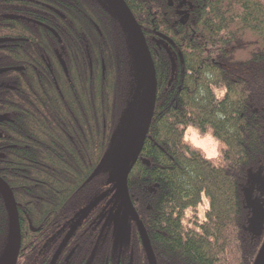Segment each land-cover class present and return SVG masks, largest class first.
Listing matches in <instances>:
<instances>
[{
	"label": "trees",
	"instance_id": "16d2710c",
	"mask_svg": "<svg viewBox=\"0 0 264 264\" xmlns=\"http://www.w3.org/2000/svg\"><path fill=\"white\" fill-rule=\"evenodd\" d=\"M13 1L0 0V79L7 83L0 89V178L17 205V264H116L120 257L148 264L131 218L127 247L98 237L100 211L119 200L117 191L71 230L115 182L98 167L123 117L138 106L140 72L123 27L102 0ZM124 2L157 83L127 180L156 264H254L264 225L248 228L245 187L264 166V0ZM189 126L211 131L218 159L185 142ZM9 245L0 194V264Z\"/></svg>",
	"mask_w": 264,
	"mask_h": 264
},
{
	"label": "water",
	"instance_id": "95a60500",
	"mask_svg": "<svg viewBox=\"0 0 264 264\" xmlns=\"http://www.w3.org/2000/svg\"><path fill=\"white\" fill-rule=\"evenodd\" d=\"M113 13V15L120 22L123 27L131 46L134 50L137 64L139 67L140 78H141V88L138 99V106L133 114V119L131 122V133L129 145L121 159L119 168L117 171L115 182L112 187L99 195L94 199L90 205L84 209L82 215L78 217L74 225L72 226L73 230L79 222L87 216L96 206H98L102 201H104L110 194L118 191L122 208L125 212V218L130 217L138 225V230L143 241V247L145 250L146 258L148 264H156L154 254L150 244L147 241V235L144 231L142 223L139 221L138 216L136 215L130 196L127 189V180L129 175V170L132 162L137 158L140 153L142 144L148 134V130L151 124L153 113L155 110L156 104V78H155V69L153 61L145 40V37L137 24L135 18L130 12L124 0H102ZM54 35L55 33L51 31ZM62 68L66 74V68L62 65ZM18 70V69H17ZM0 194L4 199L7 213L9 216L10 223V245L8 248L7 258L4 264H17L19 250H20V224L17 211V205L12 193V190L0 178ZM33 232L36 230L31 229ZM71 233V232H70ZM70 233L65 237L59 248L57 249L52 263L56 262L61 251L66 246ZM264 244L258 254L263 251ZM258 258V257H257ZM255 264V262H254Z\"/></svg>",
	"mask_w": 264,
	"mask_h": 264
},
{
	"label": "rangeland",
	"instance_id": "374dc122",
	"mask_svg": "<svg viewBox=\"0 0 264 264\" xmlns=\"http://www.w3.org/2000/svg\"><path fill=\"white\" fill-rule=\"evenodd\" d=\"M133 107L123 117L118 126L114 140L106 150L103 159L99 165V169L106 171L110 177L116 179L117 171L121 159L129 145L131 122L133 119ZM187 130V129H186ZM219 144L216 148V154L211 159H218ZM115 201L113 205L115 206ZM245 201L251 207L252 216L248 228L252 232H261L264 225V166H261L256 172L250 173L248 182L245 187ZM203 206H207V201L203 198V205L199 207V215L202 216ZM255 264H264V249L257 256Z\"/></svg>",
	"mask_w": 264,
	"mask_h": 264
},
{
	"label": "flooded vegetation",
	"instance_id": "af4514ba",
	"mask_svg": "<svg viewBox=\"0 0 264 264\" xmlns=\"http://www.w3.org/2000/svg\"><path fill=\"white\" fill-rule=\"evenodd\" d=\"M19 1L20 0H14L13 1V2H15V6H17V2H19ZM30 1L33 4L34 0H30ZM37 3L40 6H44L43 4H41L39 2H37ZM22 4H23V2H22ZM22 8H24L23 5L17 11H20ZM6 85H7V83L2 82V80L0 79V89L2 86L7 87ZM9 89L11 90V89H13V87H9ZM2 101H3V103H1V99H0V111H1V107H3V108L6 107L5 106L6 101H4V100H2ZM1 115H2V113H0V125H1V123H3V121H5L4 117ZM113 202H114V200H112V201L110 200L109 202H107L106 205L104 206V208H102V210L100 211V215L98 217V221L96 224V228H98L100 230L98 237H99V239L102 238L103 241H105V239L107 237L111 240L113 237H115L117 240V243L119 242V244L122 245V247L123 246L127 247L129 245V243H131V237L133 235L131 232V223L124 216L125 213L121 207L120 200L116 199L115 206L113 205ZM127 218H130V217H127ZM74 248H77V246H75ZM109 251L110 250H108V256H109L108 260L111 262L112 257H111V254L109 253ZM61 253H60V255H61ZM131 256H133V252H131ZM122 262H123V258L120 257V260L116 264H122Z\"/></svg>",
	"mask_w": 264,
	"mask_h": 264
},
{
	"label": "clouds",
	"instance_id": "9594fccd",
	"mask_svg": "<svg viewBox=\"0 0 264 264\" xmlns=\"http://www.w3.org/2000/svg\"><path fill=\"white\" fill-rule=\"evenodd\" d=\"M184 140L191 144L193 148L202 151L206 159H211L212 156L216 154V148L219 143L212 135L211 131L202 134L200 129L194 126H189L187 128L184 134Z\"/></svg>",
	"mask_w": 264,
	"mask_h": 264
}]
</instances>
